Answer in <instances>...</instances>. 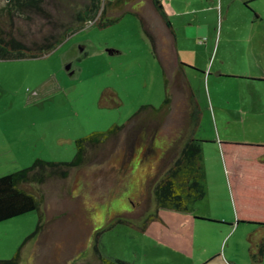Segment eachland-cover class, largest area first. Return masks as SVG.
<instances>
[{"label": "rangeland", "instance_id": "rangeland-1", "mask_svg": "<svg viewBox=\"0 0 264 264\" xmlns=\"http://www.w3.org/2000/svg\"><path fill=\"white\" fill-rule=\"evenodd\" d=\"M168 1L162 4L175 11L169 18L179 33L178 46L184 56L187 48L199 66L200 73L188 72L203 108L197 140L238 139L243 119L239 100L246 106L254 100L258 104L260 98L264 102V3L254 5L263 18L254 31L242 28L237 11L228 18L226 9L222 18L217 10L200 14L210 24V33H223L217 53L207 50L210 43H189L180 34L184 24H191L184 12L195 17L192 9L210 6V1L172 0V7ZM5 4L0 0V7ZM140 6L157 49H167L164 56L172 75L170 35L150 2ZM248 37L252 39L243 41ZM153 49L139 17L127 12L104 28L87 24L44 57L0 61V177L36 160L72 162L78 139L124 125L144 105L160 107L165 100L164 76ZM249 80L259 81L261 93L251 91L254 82ZM182 109L183 99L178 97L157 145L183 125ZM112 150L105 162H92L70 178L40 189L47 221L43 233L34 234L38 211L0 223V261L19 256V264H85L96 262L98 249L104 258L129 264H230L234 259L251 264L244 232L228 234L220 223L229 222L209 218L227 215L216 184L215 149L203 153L206 195L188 213L156 209L149 182L161 150L146 159L137 151L125 167Z\"/></svg>", "mask_w": 264, "mask_h": 264}, {"label": "trees", "instance_id": "trees-1", "mask_svg": "<svg viewBox=\"0 0 264 264\" xmlns=\"http://www.w3.org/2000/svg\"><path fill=\"white\" fill-rule=\"evenodd\" d=\"M145 2L152 4L170 35L174 54L172 75L167 67L169 59L164 56L167 49H157L155 38L147 29L145 19L138 10V6ZM127 12L139 17L143 30L153 44L154 54L159 59L165 85L163 104L158 108L144 105L124 125H114L105 132H95L78 139L77 154L72 162L36 160L28 168L0 177V223L38 211L39 222L34 234L43 233L47 221L43 210L45 197L40 189L51 181L70 178L73 173L81 171L92 162H105L107 152H111V149L113 157L123 167L137 151L142 152L146 159L150 156L153 158L161 150L154 175L149 182L157 211L164 209L188 213L196 202L205 197L203 142L196 138L201 126L203 108L187 77V65L177 56L175 31L159 0H6V4L0 7V61L44 57L87 24L104 28L118 22ZM178 97L183 99V125L171 137L169 134L165 135V141L159 146L156 141L160 142L159 136L164 132L162 128L172 119ZM231 146L256 149L264 154V146L261 145L223 142L221 148L225 158L226 147ZM226 162L229 179L233 184L228 159ZM250 185L242 192L232 188L237 222L264 227L263 205L257 204L248 211L244 208V198L252 192ZM156 218L157 214L151 215L148 221ZM250 244L252 261L261 263L264 239L256 243L250 238ZM96 257V262L89 261L85 264H129L104 258L98 249ZM19 262L20 257L17 256L13 260L0 261V264Z\"/></svg>", "mask_w": 264, "mask_h": 264}, {"label": "crops", "instance_id": "crops-1", "mask_svg": "<svg viewBox=\"0 0 264 264\" xmlns=\"http://www.w3.org/2000/svg\"><path fill=\"white\" fill-rule=\"evenodd\" d=\"M159 1L161 2V4L163 3L162 2L163 0H159ZM208 1H210V6L200 5L199 8L192 9L195 12L194 13L196 15L195 17L192 16L193 13H191V11L184 12L185 15H188L189 17L191 16V20H190L191 24L190 27L184 24L183 25L184 31L180 32L181 37L184 38L189 43L194 42L197 43L198 45L210 43L209 46H207L208 47L207 50H212L213 48L214 51H217L218 53L219 46L222 42L223 33H219L218 35H213V33H210L209 31L210 24H208L207 21L204 22L206 18L204 17L203 19L200 16V14L207 13L208 11L213 12L217 10L219 12V17L222 18V14H224V10L226 9L225 18H228L229 13H232L233 11H237L238 13L241 14L242 17V22H241V24H243L242 28L245 29L250 28L253 31L256 28V26L261 21H263V18L261 16L262 14H260L258 9L254 8V5L257 4L256 6L258 7V3L259 2L264 3V0H218V2L217 0H208ZM168 2L169 5L172 7V0H169ZM165 9L166 8L164 7V10ZM172 11L175 13V11L172 8L170 9V11H167V9L165 10V13L167 14L168 18L170 17L171 15L170 12ZM262 11L264 12V9ZM171 24L175 31L177 56L185 65H187L186 74L190 82L191 78H189L188 72L191 71L195 73L197 72L200 73L199 70L197 69L199 68V66L196 62L197 60L195 56L190 55V53L188 54L189 50H187V48H183L186 56L182 54L178 46L180 40L179 33L176 32L175 25L173 23ZM226 39L230 41L229 39H232V37H226ZM251 39L252 37H248L243 41L246 42L247 40L250 41ZM213 45L215 46V48ZM262 74L264 75V69ZM202 75H206V74L202 73ZM209 76H211V74H209ZM259 76L257 75V77ZM219 77H223V76L219 75ZM241 80L243 81V79ZM249 81L254 82V84H252L250 87L251 91H256V92L261 91L262 86L257 84L259 81L256 80H249ZM239 101L240 102H238V104H239V108H241L242 110L241 115L243 118L240 121L242 125V129L240 130L241 136H238L239 138L235 140L225 139L220 137L218 139V142L202 141V140L200 141L203 142V153L208 149H215L216 161H217V176H218L216 184H218V187L222 190V196L220 199L222 201L225 200V203L227 204V208L225 209L227 211V215H225V218L222 217L219 218L220 217L219 215L213 217L209 216V218L217 219V221L218 219H222V221L229 222V224L220 223L221 225H226V231L228 234H231L233 231H235L234 232L235 234L239 230L241 232H244L245 234L244 236L247 237L246 246L247 249L250 250V245H251L250 238H253L254 242L256 243H259L262 239H264V227H257L251 224H239L237 222V217L233 202L232 188L235 187L236 190L238 189L240 192H242L244 188L249 187L250 185L249 181L252 180L251 181L252 185H250V187L252 188V192L249 195H247V197L244 198L245 199L244 208L248 211L252 208L254 209V206L257 204L264 206V199H263L264 198V154L256 149L231 146V147H226V158H225V155H223L222 152L221 143L226 142L232 144L264 146V112H263L264 102L260 98V102L258 103L259 105L257 104V100H254V102H250V104L246 106L245 101L243 100L242 101L239 100ZM256 108H259V112L258 111L256 112ZM226 113H227L226 111H223L222 116H224ZM212 117L214 118L215 123H217L218 118L215 110H213L212 112ZM249 118H253V121L249 122ZM226 159H228V163L230 165L233 184L229 179V171L227 166L228 164L226 162ZM245 184H247V186H245ZM259 195L262 196L259 198L258 197ZM217 199H219L218 195H217ZM248 254L250 255V252ZM249 255H248V260H250ZM207 261H209V259ZM229 263L240 264V262H238L235 259L230 261ZM251 264H256V263L251 261ZM259 264H264V256L261 263Z\"/></svg>", "mask_w": 264, "mask_h": 264}]
</instances>
